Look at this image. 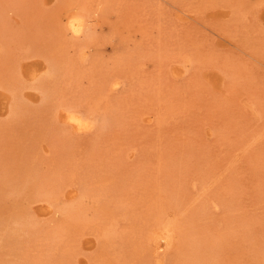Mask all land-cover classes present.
Returning <instances> with one entry per match:
<instances>
[{"label":"rangeland","instance_id":"obj_1","mask_svg":"<svg viewBox=\"0 0 264 264\" xmlns=\"http://www.w3.org/2000/svg\"><path fill=\"white\" fill-rule=\"evenodd\" d=\"M0 264H264V0H0Z\"/></svg>","mask_w":264,"mask_h":264},{"label":"bare ground","instance_id":"obj_2","mask_svg":"<svg viewBox=\"0 0 264 264\" xmlns=\"http://www.w3.org/2000/svg\"><path fill=\"white\" fill-rule=\"evenodd\" d=\"M82 11H84V10H82ZM87 11H89V10H87ZM67 25H68V29H70L74 34H76L77 36L81 35V33L84 30V25H85L84 16H82L80 14H70V16H68V24ZM65 27H66V25H65ZM81 125H82V123H81ZM82 126H84V124ZM160 221L161 222L158 223V227L156 225L157 228H154V229H156L154 231V234H153L154 236L153 235H151V236L155 237V239L159 241V247H160L159 249L161 250V247L164 246L163 244L168 245V246L173 244L175 236H176V234H175V231H176L175 230L176 229L175 223L176 222H175V220H170V219H166V218L162 219ZM156 243H158V242H156ZM157 245L158 244H156V246Z\"/></svg>","mask_w":264,"mask_h":264}]
</instances>
